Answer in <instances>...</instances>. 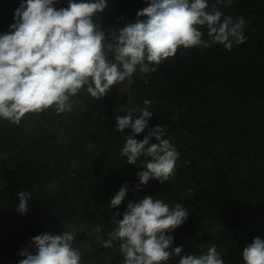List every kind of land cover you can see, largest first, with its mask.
<instances>
[{
  "label": "trees",
  "instance_id": "16d2710c",
  "mask_svg": "<svg viewBox=\"0 0 264 264\" xmlns=\"http://www.w3.org/2000/svg\"><path fill=\"white\" fill-rule=\"evenodd\" d=\"M20 3L0 0V33L9 31ZM146 6V0H109L95 19L118 31ZM55 7H67V0ZM206 11L243 18L247 41L230 51L180 49L155 72L137 71L103 98L81 90L62 114L49 108L18 125L0 120V264L20 261L33 237L63 231L74 233L82 264H123L119 242L110 248L103 242L127 204L147 194L187 209L188 219L169 233L184 254L215 245L226 264H244L243 248L264 237V0H208ZM146 99L153 117L136 138L163 125L180 153L164 184L140 185L144 157L131 165L120 155L131 130L116 131L115 117L130 108L138 115ZM125 184L126 200L109 208ZM21 191L32 194L26 214L17 211Z\"/></svg>",
  "mask_w": 264,
  "mask_h": 264
},
{
  "label": "clouds",
  "instance_id": "9594fccd",
  "mask_svg": "<svg viewBox=\"0 0 264 264\" xmlns=\"http://www.w3.org/2000/svg\"><path fill=\"white\" fill-rule=\"evenodd\" d=\"M58 3L21 0L9 31L0 33V120L18 125L26 114L49 108L62 114L72 109V98L81 90L103 98L137 71L155 72L180 49L222 45L230 51L247 41L245 20H233L220 11L209 13L208 0H146L148 6L137 12L136 20L127 21L118 31H106L95 19L105 13L109 0H67V7L61 8L55 7ZM143 103L138 115L137 109L130 108L115 117L116 131L131 130L120 155L131 165L144 157L138 172L140 185L150 180L164 184L174 174L180 153L166 138L163 125L152 127L142 140L136 138L149 129L153 117L151 101ZM128 192L129 186L123 185L109 208L121 206ZM17 197V211L26 214L32 194L21 191ZM188 217L180 203L170 206L144 195L127 204L103 247L118 241L123 264H168L173 257H180L179 264H226L215 245L201 254H184L182 246H175L169 233ZM74 240L71 231L35 236L29 248L21 250L18 264H82ZM242 259L244 264H264V237L258 235L245 246Z\"/></svg>",
  "mask_w": 264,
  "mask_h": 264
},
{
  "label": "built area",
  "instance_id": "2783aa9c",
  "mask_svg": "<svg viewBox=\"0 0 264 264\" xmlns=\"http://www.w3.org/2000/svg\"><path fill=\"white\" fill-rule=\"evenodd\" d=\"M21 250H23V248H22ZM21 250L19 251V253H18V254H20ZM16 264H18V262H17Z\"/></svg>",
  "mask_w": 264,
  "mask_h": 264
}]
</instances>
